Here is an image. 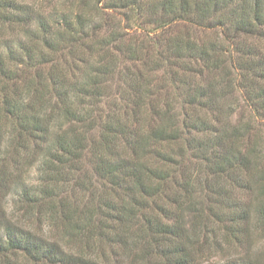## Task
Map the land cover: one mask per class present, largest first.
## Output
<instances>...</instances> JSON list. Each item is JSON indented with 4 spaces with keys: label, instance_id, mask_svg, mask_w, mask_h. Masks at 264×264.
<instances>
[{
    "label": "trees",
    "instance_id": "obj_1",
    "mask_svg": "<svg viewBox=\"0 0 264 264\" xmlns=\"http://www.w3.org/2000/svg\"><path fill=\"white\" fill-rule=\"evenodd\" d=\"M263 238L264 0H0V264H264Z\"/></svg>",
    "mask_w": 264,
    "mask_h": 264
},
{
    "label": "rangeland",
    "instance_id": "obj_2",
    "mask_svg": "<svg viewBox=\"0 0 264 264\" xmlns=\"http://www.w3.org/2000/svg\"><path fill=\"white\" fill-rule=\"evenodd\" d=\"M31 175H32V178H30L29 180L32 181V182L33 181H36V177H37V169H36V167H33L32 172H31ZM9 201H10L9 204L12 203L11 202V196L9 198ZM260 247H264V238H263L262 241L259 242V244L256 246L255 250H260L259 249Z\"/></svg>",
    "mask_w": 264,
    "mask_h": 264
}]
</instances>
